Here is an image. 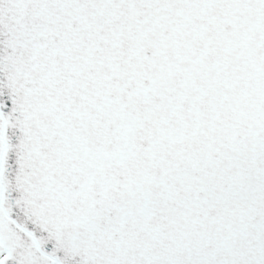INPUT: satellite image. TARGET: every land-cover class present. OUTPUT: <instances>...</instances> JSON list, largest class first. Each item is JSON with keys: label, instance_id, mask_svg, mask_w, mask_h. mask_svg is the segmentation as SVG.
Returning a JSON list of instances; mask_svg holds the SVG:
<instances>
[{"label": "snow or ice", "instance_id": "6c2138e0", "mask_svg": "<svg viewBox=\"0 0 264 264\" xmlns=\"http://www.w3.org/2000/svg\"><path fill=\"white\" fill-rule=\"evenodd\" d=\"M0 264H264V0H0Z\"/></svg>", "mask_w": 264, "mask_h": 264}]
</instances>
